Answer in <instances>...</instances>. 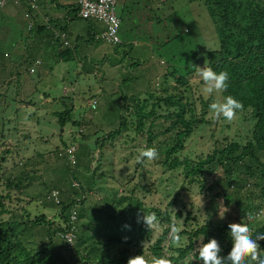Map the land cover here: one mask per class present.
Returning <instances> with one entry per match:
<instances>
[{"label": "rangeland", "instance_id": "374dc122", "mask_svg": "<svg viewBox=\"0 0 264 264\" xmlns=\"http://www.w3.org/2000/svg\"><path fill=\"white\" fill-rule=\"evenodd\" d=\"M117 1L127 3L129 0ZM120 8L118 2L115 9L117 15L120 14ZM151 8L157 17L163 13L155 6V0ZM172 8L176 11L177 21L182 27L190 29V33L183 36H190L189 39L196 44L197 70L198 67L207 66L206 51L216 48L217 38L205 7L200 5L199 1L188 3L186 0H175L172 2ZM156 19L153 14L151 31L145 29L144 31L140 27L142 23L138 21L127 20L123 24L126 33L124 34L122 30L118 32L121 41L125 42L127 37H135L142 43L137 44L134 41L130 52L125 55L121 63H115L117 57L113 54L110 45L85 41L82 38L75 39L79 27L87 30L86 22L81 19L71 20L67 27L69 41L73 44L69 49L70 53L72 52L71 57L65 61H55L49 55L43 58L52 67L51 70L48 68L51 72L50 76H43L44 65H38L32 58L35 53L28 58L16 60L19 68L17 67L16 77L12 76L9 84L10 87L15 83L17 88L13 94L16 96L12 94L13 96L6 99V103L10 102L9 106L14 109L19 108L30 98V94L33 93L31 91H34L31 97L34 98L32 102L35 101V107H31L32 110L25 109L26 106L20 109V112L27 114L28 117L21 120L17 134L7 135V132H3L0 121V155L5 158L2 162L1 174H5L4 176L13 181L22 179L26 185L21 192H18L15 187L6 189L1 181L0 193L9 195L4 200L9 209V213L2 215L4 219L10 220V213L13 212L15 217L44 214L50 221L60 208L46 205L45 201L51 200L53 189H58L59 197L64 201H69L68 197L80 192L81 196H75L76 202L73 206L83 209L85 215L80 217L78 224L75 225V236L82 240V243L76 246L81 249L84 246L87 249L91 248L93 256L100 250L102 253L104 249H108L110 257L118 255V252L125 248H129L131 253L142 248L139 245L126 244L139 234L138 224L129 225L122 222L124 215L129 214L122 207L128 201L127 195L139 198L146 205H156L159 208L166 206V210H171L172 214L181 209L179 218L172 217L180 229L195 228L202 225L206 219H211L212 223L236 221V207L233 202H225L221 193L224 189L230 193L238 190L243 197H246L250 189L247 183L244 187L238 184L241 182V174L238 175L240 177L235 181L236 183L228 185L224 180L222 168H219L217 163H213L207 170L204 169L197 175L198 181L187 183L180 170H168L157 164L156 161L162 159V155L154 161L145 160L143 164L136 163V157L141 150L159 148L161 144L158 142L163 140V135L148 147L146 130L150 118L143 120V130L138 131L136 129L138 117L133 110L137 105L140 108L146 103L149 105L150 101L147 99L150 94L152 102L157 99V95L165 94L162 93L164 86L160 84L163 82L166 85L165 80L163 81L164 75L174 61L173 58L176 57V54L171 56V51L181 50V43L160 45L165 38L159 37V25L157 26L159 22H156ZM169 19L167 18L166 23L171 21ZM3 45L9 46L4 42ZM15 45L16 48L11 45L14 49L10 55L12 60L15 59L14 54L19 49L20 43ZM58 47L57 43L46 46L48 52L49 50L53 52L52 50ZM63 48L66 49L64 46ZM94 48L96 51L91 54L90 50ZM129 57H133L132 62ZM25 59L33 61V64L23 63ZM135 60L141 62L134 63ZM102 61L106 64L103 65ZM108 62L111 63V67ZM197 70L187 75L190 89L183 88V94L191 97L195 105L194 113L196 117L203 118L204 123L192 127V133L185 139L183 149L177 153L180 159L184 157L197 159L198 156L210 153L216 146L220 147L230 141L244 144L249 139L254 125L249 108H243L238 112L232 122H227L223 118L215 119L209 106L203 109L201 100L210 103L222 102L224 96L222 93H213L209 96L204 92L205 85ZM168 82V91L176 92L173 86L178 87L177 83L172 78H169ZM5 89L7 88L0 86L2 93ZM92 98L97 102L94 106H92ZM65 108L70 109L68 114L71 120L78 121L77 123L74 124L69 120L64 125L59 124L56 113ZM1 110L2 108L0 113ZM156 113L164 114V106L157 108ZM122 117L124 121L126 120V126L125 122L121 124ZM168 123L169 119L159 117L153 129H161ZM12 125L13 121L10 126L4 128L8 129ZM121 126L124 128L118 135L110 138L107 136L109 130L117 131ZM95 139L100 140L98 143L102 146L99 145L97 148ZM67 147H74V165H70L67 160ZM8 148L10 152H7ZM91 156L94 159L97 156L96 162L91 161ZM261 159L264 162V153ZM95 165L97 168L94 172L92 167ZM78 185L83 186V191L78 192ZM178 190H181L180 193H177ZM81 197L83 201L79 202ZM174 197L177 201L172 202ZM236 197V194L232 196V198ZM253 200L254 209L257 211H252L253 219L248 221L250 225L264 221V198L254 197ZM135 201L132 199V202ZM225 209L227 211L224 213ZM187 213L191 217V224L185 220ZM223 213L224 217L221 219L220 214ZM125 219L130 220L131 216ZM60 221L62 218L58 220ZM62 225L64 226L59 224L60 227ZM163 225L165 227L167 224L163 222ZM153 230L150 240L143 243L144 253L149 252L147 247L161 233L162 226L159 224ZM201 238L196 237L194 240L195 250H198V242ZM186 242L187 236H181V244ZM162 244L165 255L168 256L171 252L166 250L167 241ZM61 253L66 258V251ZM103 257H105L104 253ZM70 258L69 256L67 259ZM192 259L191 255H188L183 261L187 263ZM161 260L157 264H163ZM195 262L202 264L200 260Z\"/></svg>", "mask_w": 264, "mask_h": 264}, {"label": "trees", "instance_id": "16d2710c", "mask_svg": "<svg viewBox=\"0 0 264 264\" xmlns=\"http://www.w3.org/2000/svg\"><path fill=\"white\" fill-rule=\"evenodd\" d=\"M174 1L155 0V6L159 7L158 9L163 12L158 17L155 15L153 8H151L153 0L152 3H150V0H129L127 3H123L122 11L126 9V12L130 13L128 18L127 16L125 17V20L141 22L142 25L140 27L143 30L151 31L153 23L151 20L154 14V17L157 18L156 22H159L157 24V26L159 25V37L165 38L160 45L172 42L181 43L179 52L171 51V56L176 54V57L173 58L174 61L171 62L170 66L168 64L169 68L165 73L166 75H164L163 81L165 80L166 85L163 82L160 84L164 86L162 93L165 94L157 95V99L153 100V102L150 94L147 99V101H150L149 105L146 103L141 108L137 105L133 110V113L136 114L135 116L138 117L136 129L142 131L143 120L150 118L146 130L147 146L151 147L152 142L160 135H163V140L158 142L161 145L156 148L159 155H162L163 158L157 160V164L168 170H180L187 183L198 181L197 175L201 174L204 169L207 170L208 166L213 163H217L219 168H222L224 180L227 181L228 185L236 183L235 181L240 177L238 175L241 174V182L238 184H242L241 187H244L245 183L252 185H248L250 189L248 195L243 197L238 190H233L230 193L226 192L227 189H224L221 197L227 203L233 202L237 209L235 223H248L253 230V238L255 239L257 235H264V221L254 225H250L248 222L249 214H252L253 210L257 211L254 209L253 198H264V162L261 159L264 153V0H186L188 3L199 1L200 5L205 7L214 26L217 46L214 49H207L205 60L207 66L214 71H227L229 73V87L225 92H222V95L224 98L231 95L241 101L244 109H250L254 119V125L246 143L240 144L236 141H230L220 145V147L216 146L210 153L205 156H198L197 159L186 157L180 159L177 155L183 149L185 139L191 135L192 127L195 124L204 123V119L196 117L194 102L191 101V97L183 94V88L186 90L190 89L187 75L197 70V48L195 42L189 39L190 36H183V34H189L190 29L182 27L177 21V13L172 8V2ZM34 2L36 5L39 3L38 0H34ZM21 3L26 4L25 15H28L30 10L35 9L28 1L10 0L1 6L0 10L4 9L6 5H18ZM73 4L72 14L76 13L77 18L81 20H88L89 18H82L78 15L79 4L75 2ZM29 17L31 16L29 15ZM167 18L171 20L169 23H166ZM47 19L49 27L46 29L53 32L55 41L58 42L59 39L55 37L56 32L64 31L68 25L57 24V19L55 18L50 20L48 17ZM64 19V21L68 20L67 17ZM28 23L27 30L33 31L31 22L29 21ZM55 27L59 30H55ZM147 38H150L149 35ZM118 46H123V44ZM69 49L71 48H66V50L61 52L60 56L63 61L71 57L72 52L70 53ZM115 49L116 56L121 62L126 52L118 51V47ZM129 60L132 62L133 57H129ZM133 62L140 61L135 60ZM169 78H172L177 83L178 87L173 86L176 92L168 91ZM5 100V96L0 93V105L4 104ZM201 102L203 109L211 104L204 100H201ZM161 104L164 106V114H157V108H161ZM69 110L65 108L63 111L56 113L59 124L64 125L67 121H72L71 116L68 114ZM159 117L166 120L169 119V123L161 129L154 130L155 121ZM72 122L75 124L78 121L74 120ZM124 122L126 126V120L124 121L122 117L121 124L123 125ZM123 128L121 126L117 131L109 130L107 136L110 138L118 135ZM95 141L98 148L100 140L95 139ZM6 150L7 152L11 151L10 148ZM91 158V161H93L94 158L92 156ZM4 160L5 158L0 155V183L3 181L6 189L10 190L15 187L18 192H21L26 187L22 179L14 180L16 181L14 183L9 177L4 176L5 174H1ZM96 168L97 165L92 167V170L94 169L95 172ZM182 187L184 186L182 185ZM77 188L78 192L83 191V186L78 185ZM180 191L178 190L177 193H180ZM256 191L258 192L256 193ZM234 194L237 195L236 198H232ZM77 195L81 196L80 192L73 197H68L69 201L62 200L58 205L51 200H46V205L60 207L57 215L55 214L50 221L44 214L34 215L33 217L27 215L15 217L13 212L10 213L11 219L6 220L7 218L4 219L2 215L9 213L8 206L4 201L5 197H9V195L8 193L4 195L0 193V264H128L129 258L136 255L144 256L149 261V264H157L161 257L163 264H196L195 260H199L198 250L194 248L196 237H202L204 242L215 238L222 248L221 255L226 256L231 250L232 240L229 235L228 224L233 222L217 221L212 223L211 219H206L202 225L195 228H183L180 231V236L186 235L187 242L185 244L180 242L178 246H175L169 235L170 226L175 223L172 217L179 218L181 216V209L172 214L171 210H166V206L159 208L156 205H146L139 198L127 195L128 201L122 207L129 213L128 215L125 214L124 217L131 216V219L122 218V222L129 225L138 224L139 234L126 244L129 246L139 245L142 248H138L134 253H131L129 248H125L113 257L108 255V249H104L102 253L100 250L98 254L93 256L91 248L87 249L84 246L81 249L76 246V244L82 243V240L78 239V237H74L72 246H69L66 238H64L65 232L70 229L67 223L72 207H74L73 203L76 202L75 196ZM132 199L136 201L132 202ZM245 199L248 201H245ZM82 201L83 197H81L79 202ZM175 201H177L176 197L172 199V202ZM76 209L77 219L75 223L78 224L79 218L85 213L80 207ZM144 212H155L159 224L162 226L161 233L147 247L149 250L147 253H144L143 243L150 240L154 230H149L143 221L138 218V215L142 217ZM60 218H62V221L58 222ZM185 220L191 224L189 213L185 216ZM163 222L167 224L165 227ZM60 223L64 224V226L60 227ZM175 224L178 225L177 223ZM164 241H167L166 250L171 252L168 256L164 252V245L162 244ZM258 243L261 246V254L264 255V240H259ZM61 251H66V258ZM72 252L73 254H71ZM103 253L105 257H103ZM188 255H191L193 259L185 263L183 259ZM69 256L71 257L70 260L67 259Z\"/></svg>", "mask_w": 264, "mask_h": 264}, {"label": "crops", "instance_id": "0c3cea01", "mask_svg": "<svg viewBox=\"0 0 264 264\" xmlns=\"http://www.w3.org/2000/svg\"><path fill=\"white\" fill-rule=\"evenodd\" d=\"M38 2L39 3L36 5L35 9L30 10L28 15H25V12L27 10L25 3H21L18 5L9 4V5H6L4 9L0 10V86H3L7 88L8 90H10L8 91L7 89H5L3 90L4 91L3 93L2 91H0V93H2V95L5 96V99H8L11 96H13L14 95L13 92L17 88L15 86V83H13L10 87H9V84L11 82V77L12 76L16 77L17 67L19 68V66H17L18 62L16 61L18 58H28L34 55L35 53L34 57L32 58L36 61L38 65H41V64L44 65L43 67L44 77L50 76L51 72L48 71V68L50 70L52 68L46 62V60L43 59L46 55H49V57L55 61H58V60L63 61L60 54L62 51L66 49L63 48L60 41L58 42L55 41L53 32L46 29L49 27L47 18L49 17L50 20H53L55 18L57 19V24L61 23V24H67V25L70 24L71 20L79 19L77 18L76 13L72 14V9H74L73 0H38ZM118 2L121 5L120 14L118 13V17L120 19V27H119L118 32L122 30L123 33L125 34L126 32H124L123 30L125 26H123V24L125 23V21L128 20V19L125 20L126 19L125 17L129 16L130 13L126 12V9L125 11L124 10L122 11L123 2L117 1V3ZM45 5H47V7ZM50 13L52 15H50ZM29 15L31 17H29ZM66 17L68 18V20L64 21L65 20L64 18ZM29 21L31 22L33 26V31L27 30ZM84 21L86 22L85 29L87 30H82L84 29V27H79L77 29L78 35L76 34L75 39L82 38L85 41L90 40V41H95V42H103L107 45H110L113 48V54L115 56L117 55L115 53V50H116L115 48L117 47H118V51H125L127 54L130 52L132 45H134L133 44L134 41L137 42V44L142 43L140 39H137L135 37H127L126 35L125 36L127 38L125 42H122L120 39V43L115 44V45H111L103 40H94L92 39V37L94 36V34L101 32L104 29V24L100 22L99 20L91 19V18L88 20H84ZM54 29L57 31L59 30L57 27H55ZM64 31L67 32V39L69 40L70 36H69V32L67 28ZM3 42L5 44H9V46L8 47H5L4 45L2 46ZM18 42L20 43V47L14 54L15 59L12 60L10 58V55L12 53V50L14 49H12L11 45L14 48H16L17 45L15 44H18ZM55 43L59 44V47L55 50H52L53 52H51L50 50L48 52L46 46H48V44L50 46H53V44ZM119 44L120 45L123 44V46H118ZM125 44H128V45H125ZM72 47H73V44H72ZM94 51H96L95 48L91 49L90 53L94 54L95 53ZM118 59H119L118 57L117 59H115V63H121L120 60ZM22 62L28 65L33 64V61L28 60V59H25ZM102 63L103 65L106 64L103 61ZM108 64H110L109 66L111 67V63L108 62ZM122 75L123 74H121V78H122ZM122 80L124 79L122 78ZM31 92L33 93L30 94V98L25 103H23V105L19 108L14 109L10 107L9 106L10 102L6 103V100L4 104L0 105V108H2L1 113H0V121H1V126H2L1 130H3V132H7V135L17 134L18 130H20L19 126H20L21 120L25 117H28L27 114L21 113L20 109L21 108L23 109V107L26 106L24 107L25 109L32 110L31 107H35V101L32 102L34 98L31 97L34 95L35 92L34 91H31ZM15 96L16 95H14V97ZM46 100H48V98ZM11 121H13V125L9 127L8 129H5L4 127L11 125Z\"/></svg>", "mask_w": 264, "mask_h": 264}, {"label": "clouds", "instance_id": "9594fccd", "mask_svg": "<svg viewBox=\"0 0 264 264\" xmlns=\"http://www.w3.org/2000/svg\"><path fill=\"white\" fill-rule=\"evenodd\" d=\"M92 39H94V36ZM197 71L205 85L203 91L209 96L213 93L225 92L228 89L229 73L227 71L217 72L205 65L203 67H198ZM209 108L215 119L219 120L223 118L227 122H232L236 118L238 112L243 110L244 105L235 97L228 95L222 102L211 103ZM158 156L159 152L155 147L145 148L137 155L136 163L143 164L145 160L154 161ZM96 160L97 156L94 161L96 162ZM68 162L70 165H74L71 164L69 160ZM248 185L251 184L248 183ZM52 191L58 192L59 202L55 203L54 201H51L57 205L60 204L62 199L59 197L58 189H53ZM226 211L227 209H225L224 213ZM224 213L220 214L221 219H223ZM138 218L143 221L149 230L155 229L159 226V221L155 212H144L143 216L140 217L138 215ZM252 219L253 216L249 214L248 220L251 221ZM228 228L230 230L229 235L232 240V247L226 256L221 255L222 248L215 238H211L207 242H204V239L201 238L198 242V257L199 260L202 261V264H226V262L227 264H264V255L261 254V246L258 243L259 240H264V235H257L254 239L252 228L245 222L229 223ZM180 231L181 229L177 227L175 223L170 226L169 235L173 244H179L181 242ZM128 264H149V261H147L142 255H136L129 258Z\"/></svg>", "mask_w": 264, "mask_h": 264}, {"label": "built area", "instance_id": "2783aa9c", "mask_svg": "<svg viewBox=\"0 0 264 264\" xmlns=\"http://www.w3.org/2000/svg\"><path fill=\"white\" fill-rule=\"evenodd\" d=\"M10 0H0V7ZM18 1V0H12ZM32 4L33 7H36L34 0H24ZM75 3L79 4L78 15L82 18H91L99 20L104 24V29L101 32L94 34V39L103 40L109 44H118L120 43V38L118 36V31L120 27V19L115 11L117 0H74ZM55 37L61 41L62 46L71 47V43L67 39V33L65 31H58L55 34ZM95 100H92V106L95 104ZM68 160L71 164H74V147H67L66 149ZM51 200L55 203L59 202L58 192H51ZM77 219V209L72 207V211L69 214V220L67 226H70V229L65 232L64 238L67 240L69 246L73 245V240L75 237V225ZM70 241V242H69Z\"/></svg>", "mask_w": 264, "mask_h": 264}]
</instances>
